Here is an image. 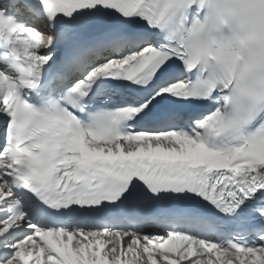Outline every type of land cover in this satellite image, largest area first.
Returning <instances> with one entry per match:
<instances>
[{
  "label": "snow or ice",
  "instance_id": "obj_1",
  "mask_svg": "<svg viewBox=\"0 0 264 264\" xmlns=\"http://www.w3.org/2000/svg\"><path fill=\"white\" fill-rule=\"evenodd\" d=\"M0 264H264V0H0Z\"/></svg>",
  "mask_w": 264,
  "mask_h": 264
}]
</instances>
